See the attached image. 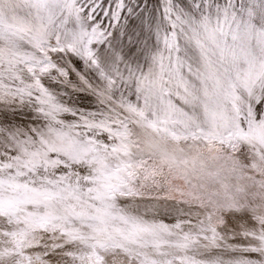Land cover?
<instances>
[{"label": "snow or ice", "instance_id": "obj_1", "mask_svg": "<svg viewBox=\"0 0 264 264\" xmlns=\"http://www.w3.org/2000/svg\"><path fill=\"white\" fill-rule=\"evenodd\" d=\"M0 264H264V0H0Z\"/></svg>", "mask_w": 264, "mask_h": 264}]
</instances>
